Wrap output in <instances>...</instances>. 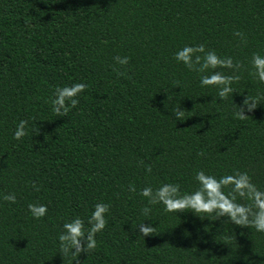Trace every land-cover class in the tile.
Wrapping results in <instances>:
<instances>
[{
    "label": "trees",
    "instance_id": "16d2710c",
    "mask_svg": "<svg viewBox=\"0 0 264 264\" xmlns=\"http://www.w3.org/2000/svg\"><path fill=\"white\" fill-rule=\"evenodd\" d=\"M199 44L239 64L215 69L237 77L223 100L217 86H200L213 70L174 58ZM253 54L264 56V0H0V264H264L254 227L166 212L140 195L163 183L194 191L200 170L246 172L264 191V83ZM73 83L86 88L57 116L55 90ZM247 95L258 105L240 119ZM20 120L26 135L13 139ZM29 203L46 205L45 216L33 218ZM96 203L108 205L96 247L61 255V225L79 217L87 227ZM140 223L153 233L142 236Z\"/></svg>",
    "mask_w": 264,
    "mask_h": 264
},
{
    "label": "clouds",
    "instance_id": "9594fccd",
    "mask_svg": "<svg viewBox=\"0 0 264 264\" xmlns=\"http://www.w3.org/2000/svg\"><path fill=\"white\" fill-rule=\"evenodd\" d=\"M240 35V33H235ZM203 54V55H200ZM177 62L182 63L188 70L197 73L210 71L207 75H200L199 82L201 87L217 86V96L220 100L225 99L234 92L230 86L237 77L223 75L220 71H215L217 67L235 70L239 64L233 65L231 57L220 58L214 51H206L203 44L190 46L185 45L174 53ZM117 64L123 66L127 64L128 57H114ZM252 68L255 70L257 79L264 83V56L253 54L251 59ZM86 88L84 83H73L63 87H58L51 100L52 111L61 116L67 111V107H75L78 100L75 98ZM67 101V105H66ZM258 101L256 98H244L242 104L236 106L235 115L243 119L245 110L251 111L256 108ZM183 110L177 108L173 115L176 120L181 121ZM28 122L20 120L12 134L13 139H20L26 135ZM194 180L198 187L191 192L180 194L178 185L163 183L153 190L151 187H144L140 195L147 198L149 205L162 204L166 212H178L190 210L193 214L200 217V213L213 214L216 218L227 216L228 220L237 226L254 227L257 232L264 233V191L259 190L251 182L246 172H234L233 174L222 175L217 178L214 175L206 174L204 171H196ZM231 186L225 193V187ZM130 191L133 190L131 187ZM237 197L247 203H238ZM4 200L15 203V195L8 194L2 197ZM28 210L33 218L39 219L45 216L47 206L43 204H28ZM108 205L96 203L90 216L85 221L79 217L66 221L61 225L62 231L58 234V252L61 255L78 256L81 251L85 253L96 247L95 235L105 227V214ZM150 213L149 207L142 209V214L147 216ZM142 236L152 234L154 227L145 226L143 223L138 225Z\"/></svg>",
    "mask_w": 264,
    "mask_h": 264
}]
</instances>
